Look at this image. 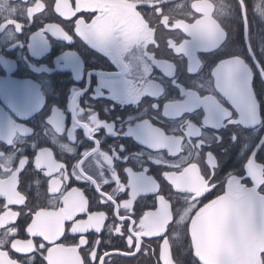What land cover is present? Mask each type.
Returning a JSON list of instances; mask_svg holds the SVG:
<instances>
[{
    "label": "snow or ice",
    "instance_id": "1",
    "mask_svg": "<svg viewBox=\"0 0 264 264\" xmlns=\"http://www.w3.org/2000/svg\"><path fill=\"white\" fill-rule=\"evenodd\" d=\"M237 3L246 22L244 0ZM227 5L228 0H75L73 7L69 0H0V32L21 34L27 27L69 42L79 37L123 56L125 67L137 64V52L151 63L162 43L177 57L204 49L215 56L207 82L198 81L175 99L147 67L132 69L137 95L155 101V119H142L134 128L160 158L155 168L149 157L133 168L120 155L123 145L78 155L76 140L71 134L61 140L59 126L53 130L59 143L44 133L29 140L27 128L9 132L0 147V264H264V133L238 160L240 134L230 129L226 140L217 126L222 121L264 127V117L259 124L256 118L264 84L250 87L244 62L222 51ZM53 8L64 20L48 22ZM193 67L202 71L203 63ZM188 75L199 72L190 69ZM193 111L204 114L219 139L209 143L192 123L175 131L164 126ZM77 123L93 148L102 134L115 131L98 115ZM47 143L69 154L71 172ZM229 161L234 162L225 179L221 172ZM72 178L80 186H72Z\"/></svg>",
    "mask_w": 264,
    "mask_h": 264
},
{
    "label": "flooded vegetation",
    "instance_id": "2",
    "mask_svg": "<svg viewBox=\"0 0 264 264\" xmlns=\"http://www.w3.org/2000/svg\"><path fill=\"white\" fill-rule=\"evenodd\" d=\"M11 2L16 3L17 0ZM191 2L194 0H188L189 4ZM69 3L74 7L75 0H69ZM244 4L246 22L237 0H228L225 19L228 29L227 46L222 51L229 53L231 58L244 62L251 73L250 87L258 90L264 84V0H244ZM60 20L64 18L59 17L53 8L48 22ZM155 56L154 61L146 63L137 52L135 60L141 70L148 68L153 81L163 83L170 99L197 88L198 81L205 80L208 67L215 59L211 49L201 50L198 56L193 53L191 56L177 57L163 43L160 49L155 50ZM198 62L203 63L202 71L193 67ZM125 63V58L116 52L95 47L79 37H74L69 42L62 37L42 36L38 30L27 27L21 34H16L11 28L0 32V147H4L2 142L9 132L15 134L22 128L28 129L29 140L42 139L40 134L44 133L53 142L59 143L53 134L54 128L59 126L64 131L61 140H66L69 134L76 140L74 151L78 155L88 149L119 150L123 145L124 150L120 155L128 158V164L133 168L145 163L142 157L153 159L154 163L150 167L155 168V161L160 158L149 153L134 131L140 120L155 119L156 114L151 110L155 101L147 95L143 99L137 95L131 80L132 69L137 64L129 68L125 67ZM153 65L159 71H155ZM190 69L199 72V75L189 76ZM173 75L174 78H169ZM256 99V118L259 124L261 117H264V97L257 94ZM222 107L227 109L229 105L225 103ZM91 115H98L100 120L108 122L109 128H115L110 134H102L95 148L90 140L84 143L85 134L77 123L86 121ZM205 120L202 112L193 111L185 114L179 121L166 122L164 126L175 131L188 123H192L194 127L199 125L204 131V138L211 143L214 137L219 139V136ZM217 126L226 140L230 139V129L240 134L238 160L254 145L258 134L264 133V127L242 128L238 122L229 125L220 121ZM33 131L36 133L34 136L31 135ZM15 138L19 143L25 144V138L18 134ZM260 143L264 144V140ZM44 146L50 147L54 159L58 163H65L67 171L71 172L69 154H62L50 143ZM259 146L255 144L256 148ZM28 155L34 160L30 149ZM233 162L229 161L226 169L221 172L222 176H225V171L231 168ZM124 167V164L117 161L118 170H123ZM69 183L72 186L81 184L74 178ZM15 207L13 206V210ZM20 238L28 237L23 234Z\"/></svg>",
    "mask_w": 264,
    "mask_h": 264
}]
</instances>
